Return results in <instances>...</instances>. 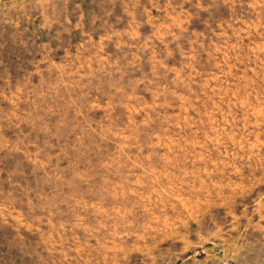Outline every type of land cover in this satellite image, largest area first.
<instances>
[{
    "label": "rangeland",
    "instance_id": "obj_1",
    "mask_svg": "<svg viewBox=\"0 0 264 264\" xmlns=\"http://www.w3.org/2000/svg\"><path fill=\"white\" fill-rule=\"evenodd\" d=\"M0 264H264V0H0Z\"/></svg>",
    "mask_w": 264,
    "mask_h": 264
}]
</instances>
